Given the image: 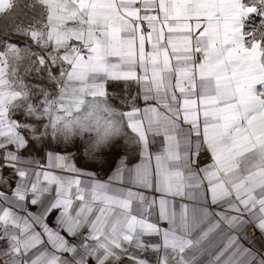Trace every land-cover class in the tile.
Listing matches in <instances>:
<instances>
[{
  "label": "snow or ice",
  "instance_id": "1",
  "mask_svg": "<svg viewBox=\"0 0 264 264\" xmlns=\"http://www.w3.org/2000/svg\"><path fill=\"white\" fill-rule=\"evenodd\" d=\"M0 264H264V0H0Z\"/></svg>",
  "mask_w": 264,
  "mask_h": 264
},
{
  "label": "crops",
  "instance_id": "2",
  "mask_svg": "<svg viewBox=\"0 0 264 264\" xmlns=\"http://www.w3.org/2000/svg\"><path fill=\"white\" fill-rule=\"evenodd\" d=\"M114 87H115L114 85H113V86H110V87H109V91H113V90H114ZM141 106H142V105H141ZM157 148H158V145L154 146V147H153V151H156ZM53 151H55V152H64L65 150H62V149H55V148H53ZM74 159H75V157H74ZM202 159H206V158H202ZM42 162H43V161H42ZM138 162H139V159H138V158H133V159L130 161L131 164H135V163H138ZM75 163L77 164L78 167H82V168L87 167V168H89V169H91V170H93V171H96V172L98 173V178H100V179H107L108 175L111 174V170H112V168L115 166V165H114V162H113V163H111L108 167L104 168V169L101 171V170L96 169V168H91V167H89V166L82 165V164L79 163L76 159H75ZM153 164H154V161H153ZM146 194H148V193H146ZM157 195H159V194H157ZM33 210H35V209H33ZM57 214H58V213H53L52 217H51L50 220H49V223H50V224H51L52 221L55 219V216H56ZM250 234H252V233H250ZM259 245H260V241L257 240V246H259Z\"/></svg>",
  "mask_w": 264,
  "mask_h": 264
},
{
  "label": "rangeland",
  "instance_id": "3",
  "mask_svg": "<svg viewBox=\"0 0 264 264\" xmlns=\"http://www.w3.org/2000/svg\"><path fill=\"white\" fill-rule=\"evenodd\" d=\"M258 25H259V22H258ZM53 148L65 150V146L63 144H60L59 146H57L55 143H53ZM67 150L71 151V152H74L75 153V159L79 163H81L82 165H85L84 162H83V159H82V150L81 151H77L76 148L72 147V146H69ZM85 166H89L91 168H96L94 165H91V164L85 165Z\"/></svg>",
  "mask_w": 264,
  "mask_h": 264
},
{
  "label": "built area",
  "instance_id": "4",
  "mask_svg": "<svg viewBox=\"0 0 264 264\" xmlns=\"http://www.w3.org/2000/svg\"><path fill=\"white\" fill-rule=\"evenodd\" d=\"M260 17L255 14L252 15V18L248 21L247 27L250 30L251 28L258 26V22H260Z\"/></svg>",
  "mask_w": 264,
  "mask_h": 264
}]
</instances>
